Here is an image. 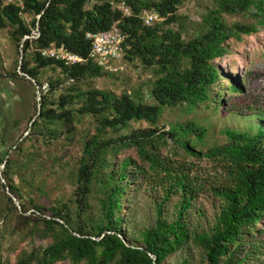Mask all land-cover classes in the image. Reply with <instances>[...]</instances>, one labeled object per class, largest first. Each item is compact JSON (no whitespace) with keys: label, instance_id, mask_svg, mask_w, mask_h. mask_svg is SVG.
Returning <instances> with one entry per match:
<instances>
[{"label":"trees","instance_id":"obj_1","mask_svg":"<svg viewBox=\"0 0 264 264\" xmlns=\"http://www.w3.org/2000/svg\"><path fill=\"white\" fill-rule=\"evenodd\" d=\"M182 3L0 0V29L19 56L0 76L20 99L34 91L31 128L12 144L3 170L2 185L21 209L0 189L14 233L26 231L33 243L11 264H165L191 245L198 258L179 264H264V86L245 74L216 88L227 77L216 60L231 53L230 41L264 28V0H210L192 29ZM145 11L158 19L147 25ZM113 26L124 36L123 55L109 65L124 59L150 70L146 91L116 94L93 85L112 72L89 58L87 33ZM53 47L84 60L67 65L41 55ZM200 107L248 119V128L228 127L225 143L204 150L210 126L196 116L159 125L165 109L185 115ZM142 122L148 126H135ZM64 156V195L32 180L27 191L17 184L15 174L54 167ZM203 157L212 169L195 162ZM145 195L155 220L135 231L134 205ZM202 195L209 210L197 202ZM35 239L49 242L37 246Z\"/></svg>","mask_w":264,"mask_h":264},{"label":"rangeland","instance_id":"obj_2","mask_svg":"<svg viewBox=\"0 0 264 264\" xmlns=\"http://www.w3.org/2000/svg\"><path fill=\"white\" fill-rule=\"evenodd\" d=\"M208 6H212L210 0H183L179 12L182 16H186V24L190 29L196 22L201 20L202 15L207 10ZM228 21L234 22L239 20V17L228 16ZM232 51L223 58L216 60L217 65L222 73L227 76L224 81L216 85V88L223 87L226 82H230V78L234 76H242L251 74L254 77L253 81L258 87L264 86V28H260L258 32L251 35H243L241 40H231ZM17 55L15 45L13 44L10 34L5 29H0V74L6 75L14 66V59ZM22 58V57H21ZM20 58V59H21ZM109 70L112 72L108 77L93 79V85L96 87L107 89L118 94L121 91H146L151 84L153 75L150 70L144 69L140 63H130L124 59L114 62L110 65ZM258 78H257V77ZM47 76L44 77V79ZM0 84L3 87V102H0V189L11 196L9 189L2 184L5 183L3 177V170L5 162L10 156L14 148L11 147L15 140L22 134L25 137L31 123L29 116L34 111V94L33 89L26 93L25 98L20 99L19 96L13 93L14 85L6 76H0ZM45 84L44 87H46ZM37 94V93H36ZM7 100V102H6ZM29 100V101H28ZM37 107L38 96L36 97ZM192 116L201 119L204 124L210 126L206 144L203 147L206 150L214 144H223L226 142L224 130L228 127H240L241 129L248 128V119L235 116L231 112H218L214 113L210 110L200 107L194 114L182 115L180 111L165 109L163 119L159 125L175 122L177 120H186ZM17 123L15 124V121ZM135 126H148L147 123H137ZM29 127V128H28ZM166 127H168L166 125ZM28 129V130H27ZM5 133V135H2ZM202 148V147H201ZM9 151V152H8ZM8 152L9 155H6ZM68 156H64L61 162H57L54 167L46 169L29 168L23 176L15 174L14 178L24 191L30 187L32 180L33 184L46 185L53 189V194L56 192L64 195L69 189L70 184L68 179L64 177L65 170L63 164L68 160ZM194 160V159H193ZM195 162L205 169H212V163L206 158L198 159ZM25 178L23 181L21 178ZM59 190V191H56ZM15 204L20 203L19 200L13 199ZM3 196L0 195V264H11L14 262L16 253L22 248H30L32 246V239L29 234L19 232L15 234L13 231L14 215L10 213L4 215L2 210L4 206ZM198 204L206 203V209L209 210V204L206 202L204 195L200 196L197 200ZM126 202L124 205L126 206ZM18 206V205H17ZM19 209H21L18 206ZM32 212V210L30 211ZM28 212V213H30ZM4 216V217H3ZM155 209L151 203V198L146 195L138 198L137 204L134 205V214L132 225L136 230L148 227L154 223ZM4 218V220H3ZM37 246H46L49 239H35ZM199 255V249L194 245L184 249L181 252L170 256L165 264H179L184 257H190L192 261L196 260ZM60 264H71L69 261Z\"/></svg>","mask_w":264,"mask_h":264},{"label":"built area","instance_id":"obj_3","mask_svg":"<svg viewBox=\"0 0 264 264\" xmlns=\"http://www.w3.org/2000/svg\"><path fill=\"white\" fill-rule=\"evenodd\" d=\"M120 7L124 9L125 13H130V8L126 6L124 1L121 2ZM143 18L147 25L158 19L156 14L147 11L144 12ZM34 37H38V34ZM87 38L91 40V49L88 56L98 65L109 68L110 61L118 60L122 57L124 36L117 26L105 31L87 33ZM41 55L46 58L60 60L67 65L76 64L84 60L83 57L70 53L63 47L43 49Z\"/></svg>","mask_w":264,"mask_h":264},{"label":"water","instance_id":"obj_4","mask_svg":"<svg viewBox=\"0 0 264 264\" xmlns=\"http://www.w3.org/2000/svg\"><path fill=\"white\" fill-rule=\"evenodd\" d=\"M20 74H23L21 71H20ZM33 82H34V80H33ZM37 86V96H38V101L40 102V100H41V90H40V86L39 85H36ZM40 109V103H39V106H38V110ZM34 119L35 118H33V120L32 121H34ZM30 128H31V125H30ZM30 128H29V130H30ZM9 193H11L10 191H9ZM11 197L13 198V199H16V197L14 196V194L13 193H11ZM17 205L20 207V203H17Z\"/></svg>","mask_w":264,"mask_h":264},{"label":"crops","instance_id":"obj_5","mask_svg":"<svg viewBox=\"0 0 264 264\" xmlns=\"http://www.w3.org/2000/svg\"><path fill=\"white\" fill-rule=\"evenodd\" d=\"M4 97H5V96H3V87H2V85L0 84V102H3L2 100H3ZM6 102H7V100H6Z\"/></svg>","mask_w":264,"mask_h":264}]
</instances>
